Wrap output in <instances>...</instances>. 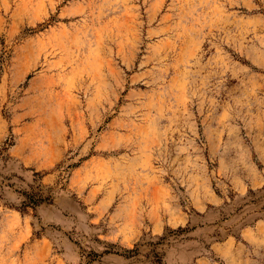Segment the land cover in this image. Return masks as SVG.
<instances>
[{"label": "rangeland", "instance_id": "obj_1", "mask_svg": "<svg viewBox=\"0 0 264 264\" xmlns=\"http://www.w3.org/2000/svg\"><path fill=\"white\" fill-rule=\"evenodd\" d=\"M0 264H264V0H0Z\"/></svg>", "mask_w": 264, "mask_h": 264}, {"label": "trees", "instance_id": "obj_2", "mask_svg": "<svg viewBox=\"0 0 264 264\" xmlns=\"http://www.w3.org/2000/svg\"><path fill=\"white\" fill-rule=\"evenodd\" d=\"M39 202H40L39 200H36V201H34V202H32V200H29V203H30V204H33V205H36V204L39 203ZM23 206H24V207H28L26 203H24Z\"/></svg>", "mask_w": 264, "mask_h": 264}]
</instances>
